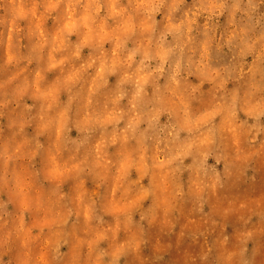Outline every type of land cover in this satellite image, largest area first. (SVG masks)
<instances>
[{"label": "clouds", "instance_id": "clouds-1", "mask_svg": "<svg viewBox=\"0 0 264 264\" xmlns=\"http://www.w3.org/2000/svg\"><path fill=\"white\" fill-rule=\"evenodd\" d=\"M0 264H264V0H0Z\"/></svg>", "mask_w": 264, "mask_h": 264}]
</instances>
